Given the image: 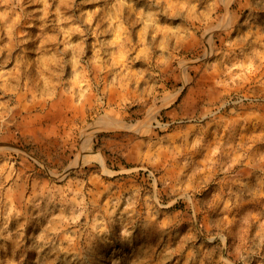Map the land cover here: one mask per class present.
I'll return each mask as SVG.
<instances>
[{"label": "rangeland", "instance_id": "rangeland-1", "mask_svg": "<svg viewBox=\"0 0 264 264\" xmlns=\"http://www.w3.org/2000/svg\"><path fill=\"white\" fill-rule=\"evenodd\" d=\"M0 264H264V0H0Z\"/></svg>", "mask_w": 264, "mask_h": 264}, {"label": "bare ground", "instance_id": "bare-ground-1", "mask_svg": "<svg viewBox=\"0 0 264 264\" xmlns=\"http://www.w3.org/2000/svg\"><path fill=\"white\" fill-rule=\"evenodd\" d=\"M110 224V223H109Z\"/></svg>", "mask_w": 264, "mask_h": 264}]
</instances>
